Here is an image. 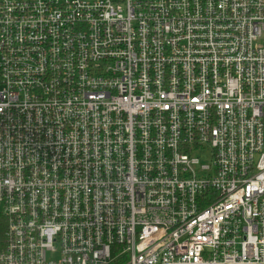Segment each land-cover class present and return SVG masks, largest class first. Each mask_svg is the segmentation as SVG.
Here are the masks:
<instances>
[{
    "label": "built area",
    "instance_id": "2783aa9c",
    "mask_svg": "<svg viewBox=\"0 0 264 264\" xmlns=\"http://www.w3.org/2000/svg\"><path fill=\"white\" fill-rule=\"evenodd\" d=\"M0 264H264V0H0Z\"/></svg>",
    "mask_w": 264,
    "mask_h": 264
},
{
    "label": "rangeland",
    "instance_id": "374dc122",
    "mask_svg": "<svg viewBox=\"0 0 264 264\" xmlns=\"http://www.w3.org/2000/svg\"><path fill=\"white\" fill-rule=\"evenodd\" d=\"M205 162V161H204Z\"/></svg>",
    "mask_w": 264,
    "mask_h": 264
}]
</instances>
